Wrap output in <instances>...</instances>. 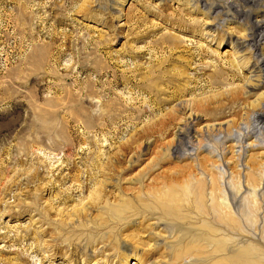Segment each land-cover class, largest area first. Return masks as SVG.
I'll list each match as a JSON object with an SVG mask.
<instances>
[{
    "label": "rangeland",
    "instance_id": "rangeland-1",
    "mask_svg": "<svg viewBox=\"0 0 264 264\" xmlns=\"http://www.w3.org/2000/svg\"><path fill=\"white\" fill-rule=\"evenodd\" d=\"M257 20L264 0H0V264H215V242L175 256L207 216L163 217L147 197L177 186L182 205L211 178L238 191L263 242ZM114 113L95 122L103 131L83 128ZM167 116L165 131L135 136ZM212 239L228 248V235Z\"/></svg>",
    "mask_w": 264,
    "mask_h": 264
},
{
    "label": "bare ground",
    "instance_id": "bare-ground-1",
    "mask_svg": "<svg viewBox=\"0 0 264 264\" xmlns=\"http://www.w3.org/2000/svg\"><path fill=\"white\" fill-rule=\"evenodd\" d=\"M241 1L243 2V4L251 3L252 5H254V3L256 2V0H241ZM203 6H204V4H203ZM213 8H214V10H213V12H214V11L218 10V8H220V6L218 4H215V5H213ZM231 13L235 16H242L243 18L244 17L248 18V16H249L247 14H243V12L236 6L232 7ZM227 15H228V11H227ZM263 39H264V20H257L253 23L252 31H251V35H250V39H249L250 46L252 47V49H254L255 52L258 51V47L260 44L259 42ZM261 56H262V58H260V62L258 63V66L260 65V67H261V64H264V55L262 53H261ZM258 71H260V69ZM257 85H264V84H263V82H259ZM234 99H236V96ZM89 105H91L90 102H89ZM79 111H80V109H79ZM109 112H112V111H109ZM137 112H139V114H140V111H137ZM137 115H138V113H137ZM106 117H109V121H110V119H113V120L118 119L119 120L121 118V115L115 114V113L111 114L110 116H104V114H100V116H98V117H93L91 115H87L88 124L85 125L84 127L83 126L82 127L85 129H95L97 131L98 130L103 131L102 128H104V127L101 128V125L98 126V125H96L95 122L97 120L105 119L106 122L108 123V120L106 119ZM255 119H256L255 120L256 123L257 122L259 124L261 123L264 127V111L260 112L255 117ZM173 120H174L173 116H167L166 118H163L162 122L158 123L160 125L159 128L156 127V129H155L154 126H148L145 128H141L140 130L135 129L134 130L135 136L139 139L143 136H146L147 134H153V133H157L160 131H165V129L167 128V124ZM186 132H184V134H186ZM184 134L180 129L177 130L176 136H177V138H180V139L176 138V140H178V142L179 141L182 142L181 136ZM127 148L130 149L131 147L128 146ZM174 152H178L177 149H175ZM92 165H94V164L91 163V166ZM94 166H95L94 169L99 168V166L97 164ZM100 168H102V167H100ZM130 168H132V167L130 166ZM91 169H93V168H91ZM184 170H185V173H186V170L189 173L191 172L189 168H186ZM102 172H103V169H102ZM219 174H221L220 177L223 179V173L219 172ZM188 176H189V174H188ZM219 181L220 180H217L216 178H211L209 183L206 182V180H204L203 183L197 182L195 185L194 184H191L190 186L188 185L187 188L188 189L190 188L189 194L192 196V199L188 203H185V202L183 203V204H187L186 206L183 204L182 205L180 204L183 202V199L180 196L181 190L180 189L178 190L177 186H171V187L166 188L162 185L161 188L153 189V191H151L149 194L147 193L148 194L147 197L152 198V200L157 205L156 209H158V214L160 213L159 215H162L163 217H167V216L171 217V216L179 215V216H181L182 220L190 221V220L194 219L197 221L199 216H201V215H202V217H203V215L207 216L206 219H208V221H206V223H203V225L200 226L201 230L199 233V237L194 236L193 238H191L192 240H189L190 242L184 243L185 245H183L181 249L176 250V251L174 250L175 256L179 257L180 256L179 254H181V253H189L192 248H203L204 246L202 244H200L201 241H203V243H205L206 246H208L212 242H215V244L213 246L214 247V250H213L214 254L224 252L225 253L224 255H226L223 258L215 261V264H264V240H263V242H260L261 240L253 239V236L251 237V235H253V234L250 235L248 233V231H250L251 226H253V221H251V219L246 215L245 210H243L241 207H236L237 206L236 205V195H237L238 191L235 189L234 192H231V193L229 192V195H228V187H226L225 182L220 187ZM246 181H247V184H248L249 188L251 189V191L254 192L255 188L259 186L260 180H258L253 175V173H249ZM169 184H168V186H169ZM101 187H102V185H101ZM164 188H165V190H164ZM208 188H209V190H208ZM101 193L102 192L100 189H95L91 193V198L92 197H95V199L100 198L102 195ZM219 195L223 197L220 199L221 201H219V197H220ZM226 195L230 196L229 197L230 203L226 202V200H227ZM207 197H209V199ZM204 198H206L205 203L203 202ZM207 200L210 201L208 206L206 205ZM137 201H141V198L137 199ZM139 204H141V203L139 202ZM254 205H255V203H254ZM181 207H183V209L186 211V213L180 214L177 212V210ZM260 207L261 206L259 203L255 209L256 212L260 209ZM142 208H144V207H142ZM237 208H238V210H237ZM195 209L197 211H200V212L195 213V211H196ZM201 209H204V210H201ZM226 209H229L230 211L228 210L229 211L228 212V211H226ZM248 209H249V205H248ZM80 210L82 211V208ZM149 210L151 211V209H149ZM152 210H154V209H152ZM191 213L195 214L194 218L186 216V214H191ZM151 214H152V212H151ZM256 222H257V217H256ZM256 229L257 228L255 227L253 229V231L256 232ZM217 235H219V236L220 235H223V236L228 235V248L223 247V245L219 246V243L216 244V241L214 239H212V237H216ZM201 236H202V238H201ZM203 237H204V239H203ZM182 255H184V254H182ZM212 258L209 261H211ZM213 259H215V258H213ZM176 260H178V259H176ZM204 261H206V260L202 259V260L198 261V263H203Z\"/></svg>",
    "mask_w": 264,
    "mask_h": 264
}]
</instances>
